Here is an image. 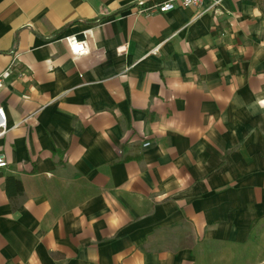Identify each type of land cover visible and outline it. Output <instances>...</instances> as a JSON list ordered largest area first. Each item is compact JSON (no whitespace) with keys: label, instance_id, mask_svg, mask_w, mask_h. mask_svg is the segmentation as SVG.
Masks as SVG:
<instances>
[{"label":"crops","instance_id":"obj_1","mask_svg":"<svg viewBox=\"0 0 264 264\" xmlns=\"http://www.w3.org/2000/svg\"><path fill=\"white\" fill-rule=\"evenodd\" d=\"M138 1L0 0V264H264V0Z\"/></svg>","mask_w":264,"mask_h":264},{"label":"built area","instance_id":"obj_2","mask_svg":"<svg viewBox=\"0 0 264 264\" xmlns=\"http://www.w3.org/2000/svg\"><path fill=\"white\" fill-rule=\"evenodd\" d=\"M204 1L207 0H163L160 2H153L147 5V0H139L138 1V12L140 14L149 16L154 13H163L172 11L175 9L179 4L184 7H193V6H200ZM214 3H217V0H210ZM65 41L68 42L70 50L72 54L76 56L86 55L90 52L88 43L85 40L79 39L76 35L66 36ZM128 49V44L124 43L118 47L117 52L123 53L126 52ZM9 72H5L0 76V88L3 86V78L4 76L8 75ZM8 125V118H6L5 112L3 108H0V128L1 132L0 135L4 134ZM145 147L151 146V142H144ZM8 165L6 155L0 154V167L5 168Z\"/></svg>","mask_w":264,"mask_h":264}]
</instances>
